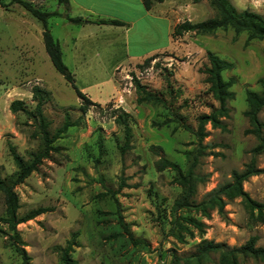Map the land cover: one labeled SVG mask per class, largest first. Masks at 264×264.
<instances>
[{"label": "rangeland", "instance_id": "obj_1", "mask_svg": "<svg viewBox=\"0 0 264 264\" xmlns=\"http://www.w3.org/2000/svg\"><path fill=\"white\" fill-rule=\"evenodd\" d=\"M28 1L71 14L57 0ZM3 2L8 10L0 5V177H10L16 170L9 144L25 159L41 145L37 124L24 112L13 113L12 101L23 100L35 110L32 88L38 85L51 93L44 113L52 133L63 125L66 112L77 122L55 141L59 151L15 187L20 218L33 209H50L17 226L31 264H61L62 249L73 237L71 256L77 264H223L217 252L201 256L200 245L214 241L240 248L256 236V245L264 247V221L251 218L243 197H224L223 210L206 203L253 157L257 139L245 133L250 123L244 112L246 91L262 90L264 40L250 39L248 32L232 27L207 34L188 32L172 40L168 19L173 24L197 23L218 12L211 0L154 2L153 10L163 13L158 53L142 69L138 64L144 59L128 52V45L134 49V35L126 41L118 27L83 28L53 17L51 32L60 40L77 87L83 91L100 84L86 91L100 105L83 113L75 89L54 68L38 35L41 22L20 5ZM230 2L239 11L264 17V0ZM111 30H118V38ZM208 51L234 64L222 73L225 80L235 78L234 98L227 104L229 116L222 118L225 128L207 123V136L200 143L195 135L198 118L219 105L204 81ZM133 74L166 103L137 104ZM120 107L131 115L128 143L124 127L113 116ZM259 117L264 121V108ZM256 165L264 169V151L256 156ZM243 188L264 203V171L250 176ZM4 213L0 192V218ZM8 232L0 221V264H23ZM239 264L264 261L239 256Z\"/></svg>", "mask_w": 264, "mask_h": 264}, {"label": "trees", "instance_id": "obj_2", "mask_svg": "<svg viewBox=\"0 0 264 264\" xmlns=\"http://www.w3.org/2000/svg\"><path fill=\"white\" fill-rule=\"evenodd\" d=\"M59 4H63L67 9L70 8V0H57ZM164 0H143V5L146 10H151L154 2L162 3ZM199 0H195L198 2ZM10 4H18L27 10L34 18L41 22L43 26V42L46 52L54 66V68L73 86L78 98L81 100L80 109L83 113H86L89 106L100 105L97 102L91 100V98L79 89L76 85L74 74L66 65L63 59V51L58 39H56L50 29L49 20L53 17H63L72 25H85V24H97V25H112L121 27H130V24L120 19L115 18H103V17H84V16H71L70 14H64L59 10H44L35 6L28 0H9ZM212 5L216 8L218 15L214 18H209L201 22H192L191 20H185L183 22L176 23L170 32V37L175 40L178 36H182L188 32H195L197 34L213 33L216 30L222 28L232 27L236 32L246 31L249 33L250 39L264 40V17L260 14L250 11H239L230 0H211ZM1 7L7 9L6 3L0 0ZM209 66L205 69L206 74L205 83L209 85L210 91L213 93L214 98L218 102V107L214 108L209 114H202L199 116L198 128L195 131V135L201 143L207 136L205 125L210 123L213 128L224 129L222 118L229 116L228 101L234 98V91L232 86L235 83V78L225 80L222 73L225 70L234 67V64L219 55L208 51L207 53ZM156 58V54L144 59L143 63L138 64L139 68L144 69L151 65L153 59ZM166 71L167 68H166ZM170 72L169 75H171ZM132 83L137 93L136 103L141 104L144 102H151L153 104H165L163 97L157 95L148 89L140 79L133 74ZM259 83L262 90L260 92L254 90L246 91V101L248 103V109L244 112L248 118L250 127L245 130L246 134H252L257 139V144L252 148L251 153L253 157L249 163L245 165L242 171H234L233 179L230 183L221 186L216 190L209 201L206 203L214 207H218L219 210H223L225 206L224 197L233 198L241 196L244 198L245 205L250 213L251 218H255L261 222L264 221V203L257 202L252 199L243 188V183L250 176L258 175L263 172L264 169L259 168L256 165V156L264 151V121L259 117L261 110L264 108V79H260ZM167 89L172 93V83L169 76L166 77ZM33 100L36 102L35 110H29L25 102L20 99H16L11 102L10 110L13 113L24 112L30 119L38 126V135L41 138V145L36 151L29 153V157L25 159L21 156L16 147L9 144V151L13 162L16 166L15 172L7 178L0 177V192L4 196L5 213L0 218V221L8 226V240L9 243L15 245L17 251L21 255L23 264H31L29 256L22 248V240L17 229L19 223L33 219L37 215H40L49 208L40 207L31 210L24 218H20L17 214L20 208V200L15 187L18 184L24 182L34 171H37L39 167L44 163L46 159H50L53 152H58L59 148L54 145L55 141L59 139L63 133H65L70 127L76 126L77 122L71 119L68 112L65 114L63 125L58 128L55 133L49 130L50 122L48 121L44 113L45 103L50 101L51 93L35 85L32 88ZM118 112H114L113 116L115 121L124 127L125 137L127 143L131 138L130 128V113L119 108ZM167 165L177 168L178 166L172 162H166ZM205 204V203H204ZM188 205V204H185ZM257 212V215H255ZM257 237L253 236L242 245L240 248H229L225 244L217 243L214 241H204L200 247V255L207 256L211 252H217L220 254L223 264H239V256L252 257L256 260L264 261V247L257 246ZM76 245L75 237L69 240L66 246L62 249L60 261L61 264H77L71 256L73 247ZM177 264V263H175Z\"/></svg>", "mask_w": 264, "mask_h": 264}, {"label": "crops", "instance_id": "obj_3", "mask_svg": "<svg viewBox=\"0 0 264 264\" xmlns=\"http://www.w3.org/2000/svg\"><path fill=\"white\" fill-rule=\"evenodd\" d=\"M59 5H63V4H59ZM69 9H71V14H70L71 16L115 18L129 23L130 27L97 25L92 23L79 25V27L85 28L86 26L89 25H97L99 27H104V26L118 27L119 29L121 28L124 31L123 36L126 39V41L129 40L131 34L132 36L134 35V44H135L134 49H131V45H128L129 44L128 43L127 44L129 46L128 52L130 53L134 52V54L139 55L140 61L158 53L156 52L157 50L156 46L158 44V38H159L158 26L160 21L163 19L160 14L163 13H159V12L157 13L153 10V8L151 10H146V8L143 5V0H70ZM59 11L62 12L61 10ZM63 19L67 23H69L65 18ZM167 22L169 26L168 33L170 34L171 29L175 24H173V22H171L169 19ZM110 34L115 39L118 38L119 36L118 30H111ZM38 35L39 37L42 36L43 38V29L38 28ZM33 64L34 63L31 62V66ZM111 82L114 83V87H115L114 76L111 78ZM99 86L100 84L84 87L83 92L89 95L86 92L89 88L92 87L95 88ZM92 99L95 98L92 97Z\"/></svg>", "mask_w": 264, "mask_h": 264}]
</instances>
